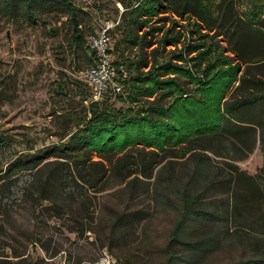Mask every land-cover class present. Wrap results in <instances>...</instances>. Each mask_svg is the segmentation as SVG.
Returning <instances> with one entry per match:
<instances>
[{
	"label": "rangeland",
	"instance_id": "rangeland-1",
	"mask_svg": "<svg viewBox=\"0 0 264 264\" xmlns=\"http://www.w3.org/2000/svg\"><path fill=\"white\" fill-rule=\"evenodd\" d=\"M48 1L53 7L59 2ZM67 1L79 10L85 41L101 31L105 21L119 20L109 31L113 80L101 99H92L89 87L78 78V72L91 64V51L72 42L68 17L58 8H45L46 4L38 8L35 22L0 11V132L10 138L0 149V264H89L103 253L121 264H163L168 253L185 256L181 244L170 246L180 212L170 186L183 185L189 179L192 158L209 164L213 178L202 191L201 203L220 217L215 226L216 246L194 264H234L264 256V105L258 111L261 125L234 124V131L196 140L188 151L181 142L173 150L155 154L150 147L131 149L134 151L117 160L121 156L117 153L112 158L114 167L104 160L106 171L102 168L103 175L96 181L88 179L86 169L79 172L72 163L56 157L13 176L17 178L14 183L2 178L13 157L58 143L63 136L61 141H67V133L84 126L89 110L99 112V107L106 114L120 109L137 117L95 136L97 149L113 145L119 150L135 142L161 147L164 142L189 137L200 124L197 110L201 105L195 91L189 98L176 100L167 112L154 110L141 117L136 113L161 98L159 93L136 95L134 77L146 73L156 60L186 65L196 76L210 63L213 69L205 72L210 76L215 65L225 63L217 62L220 54H230L223 48L228 46L225 35L198 27V20L190 15L158 12L131 31L128 18H120L123 5L117 0ZM258 1L262 7L256 8L252 4ZM217 3L204 0L212 13ZM256 9L262 19L258 23L264 27V0H236L241 26L242 18L254 17ZM171 36L176 40L166 41ZM128 37H135V43ZM249 40L243 55L250 62L241 66L239 75L264 81V52L255 40ZM211 44L209 56L206 53L204 60L197 56ZM191 45L199 50L192 51ZM238 46L243 47L241 41ZM178 53L186 59L179 60ZM235 69L224 79L229 86L234 83ZM169 76L173 75L161 78ZM184 79L176 76L175 80L182 89H192L191 80L195 85L199 82L193 77L188 83ZM113 83L120 86L119 91L112 90ZM230 89L232 86L226 95ZM261 89V85L245 81L232 92L243 96ZM173 95L160 104H170ZM90 160H98L97 154L92 153ZM91 161L89 165H93ZM159 200L165 205L157 204Z\"/></svg>",
	"mask_w": 264,
	"mask_h": 264
},
{
	"label": "trees",
	"instance_id": "trees-1",
	"mask_svg": "<svg viewBox=\"0 0 264 264\" xmlns=\"http://www.w3.org/2000/svg\"><path fill=\"white\" fill-rule=\"evenodd\" d=\"M58 1L56 7H53L48 0H0V11L4 15H21L24 16L27 21L35 22L36 16L34 15V11L38 8H43L45 4V8H58L68 17L71 26L72 42L80 48H88L87 41L84 40L81 31L78 8L67 0ZM117 1L123 5L120 18L122 21H125L126 17L128 18L127 23L131 31L133 27L140 26L145 23L149 17L157 15L158 12H169L179 17L190 15L198 20V27L204 26L208 31L219 32L220 36L225 35L227 37L228 46H224L223 48H226L224 50L225 53L230 54H220L221 58L219 57L217 62L225 60V63L222 67L215 65L214 67L217 69H215L210 76L205 74L207 71L206 68L209 71L213 69V65L210 63L202 69L203 72L201 76H196V74H193L192 68H188L186 65L181 66L177 63H171L165 60H156V63L154 61L146 73H138L134 77L133 86L136 87V95L153 96L155 93H159L158 97L162 100L165 97H170L172 93H175L172 97V101L170 104L168 103V105L164 103L160 104V100L151 101V105L141 109L140 113H136L141 117L146 116L148 113L151 114L154 110H161L163 113L167 112L175 104L176 100L179 98H189L193 96L192 91H195L194 94L199 96L197 100L201 107L197 110L200 124L198 123L194 134L175 143L164 142L161 147H152L151 144L135 142L119 150H116L113 145L102 146L97 149L94 147L95 136L103 131H111L114 127L126 122V119L136 118L137 115H127V110L121 111L120 109H114L116 112L114 110H112L114 112L107 111V114L104 112L105 109L103 107H99V112L90 109V116H86V121L85 119L82 120V123L85 121V125H81L79 129L67 133V135H69L67 141H61L64 138L63 136L58 143L44 145L31 151H23L13 157L2 174L3 179L7 178V180L14 183L17 178L13 176H16L22 171L33 170L45 158L56 157L64 158L66 163H72L74 169L79 172L80 170L86 169L88 179L96 181L103 175L102 168L103 171H106L103 164L104 160L108 163H112V158L117 153H121V156L117 158V160L121 159L122 156L125 157L131 151H138L146 147H150L152 153L155 154L158 151L166 152L173 150L174 145L181 142L187 144L184 148L188 151L196 140L206 139L214 135H224L225 133L234 131V124H256L260 122H257V120H260L258 111H260L264 105V81H252V79L246 78L244 74L239 75L241 66L243 64L247 66L250 62V60L244 58L243 55L247 40L248 42H250L249 39L255 40L257 48L261 46L264 52V27L258 23L262 20L259 19V10H254V17L252 16V18H242L244 25L241 26L237 21L239 19L235 13L236 0H218L215 13H212L210 8L204 4V0H129V3L126 0ZM259 2L260 1L255 2L252 5L256 8L262 7V3ZM141 16L146 17L144 19H139ZM169 37L165 38L166 41L172 42V40L175 41L177 38L171 36L172 38L170 39ZM128 38L127 40L129 42L135 43V37ZM240 41L243 47L240 46L239 48L238 43ZM212 46L214 45L211 44L208 46L205 52L201 53L198 51L199 53L197 56H200L202 60H204V55L207 53V56H209ZM190 48H192V51H196L199 47H196V45L192 47L191 45L189 49ZM175 56H177L179 60L186 59L181 53ZM210 59L211 58H209V60ZM88 61L92 63L91 53L88 57ZM139 63H141V61H139L138 64ZM193 66L197 68L199 64L194 63ZM235 67V73L232 75L234 83L229 86L227 83H224V79L229 76L231 69ZM167 74L173 76L161 78ZM176 76H184L185 82L192 77L199 80V82H197V85H195L192 80L189 82V84L192 82V89L194 90L182 89L175 81ZM202 78H204V80H202ZM245 81L253 82L254 85L259 84L262 89L257 92L250 91L249 94L243 96H235L232 91L237 87L239 88ZM164 85H166L167 88L164 89L162 87ZM231 86V92L226 95ZM180 89L182 90L180 91ZM255 108L257 111L253 112ZM259 125H261V123H259ZM9 141L10 138L7 137L6 134L0 132V149H3ZM32 148L33 147H30L29 149ZM137 151L136 153L139 155ZM92 153L97 154L98 160H90ZM89 161H91L93 165H89ZM110 167H114V164L112 163ZM190 167V177L183 185L173 184L170 186L175 192V196L180 204L179 217L171 233L170 246L177 243L181 244L187 251V254L178 257L175 254L168 253L163 264H194L197 258L209 252L218 242V231L215 229V226L220 217L208 212L206 208L202 207L201 203L202 191L208 187L213 178V175L210 174L213 173L208 169L209 164L204 160L192 158ZM30 196L34 198L32 195ZM157 204L165 205V202L159 200ZM118 263L121 264L119 260ZM133 263L134 262L125 261L123 264ZM234 264H264V256L239 260Z\"/></svg>",
	"mask_w": 264,
	"mask_h": 264
},
{
	"label": "built area",
	"instance_id": "built-area-1",
	"mask_svg": "<svg viewBox=\"0 0 264 264\" xmlns=\"http://www.w3.org/2000/svg\"><path fill=\"white\" fill-rule=\"evenodd\" d=\"M119 20L105 21L101 31L90 35L87 39L88 48L92 54V63L78 72V78L83 81L90 90L93 100L101 99L109 89L113 78V64L110 52L109 31L116 26ZM113 91H119L118 84H112ZM89 264H119L117 259L109 253H103L98 259Z\"/></svg>",
	"mask_w": 264,
	"mask_h": 264
}]
</instances>
